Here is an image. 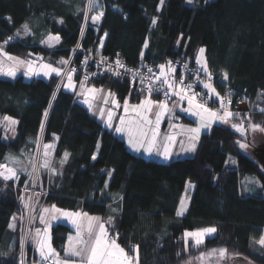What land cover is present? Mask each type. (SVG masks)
Segmentation results:
<instances>
[{"label":"trees","instance_id":"obj_1","mask_svg":"<svg viewBox=\"0 0 264 264\" xmlns=\"http://www.w3.org/2000/svg\"><path fill=\"white\" fill-rule=\"evenodd\" d=\"M101 10L103 17L93 23L91 16ZM24 23L31 29L28 34ZM49 34L61 37L55 48L41 43ZM9 36L15 39L4 46L6 52L22 59L42 56L61 68L65 67L61 59L68 60L80 42L83 49L96 53L120 51L130 64L139 61L141 52L156 64L168 57L196 62L204 47L219 91L230 88L234 98L247 96L251 118L247 122L264 127V0H164L163 5L160 0H98L91 10L88 0H0V44ZM222 71L228 73L226 86L220 82ZM74 78L79 80V72ZM59 80L56 74L30 80L0 75V117L19 121L15 136L4 139L0 130V163L11 154L20 163L9 166L29 170L40 142L53 144L50 160L57 174L40 168L48 190L46 204L96 215L103 222L114 217L115 231L105 223L110 236L119 233L117 241L130 255L132 246L139 245V264H187L199 252L213 249L264 264V247L257 243L264 235V170L240 147L241 137L232 126L217 123L202 132L193 156L170 161L146 158L132 152L123 138L77 101L75 92L64 89L63 82L57 88ZM92 83L108 88L121 101L137 102L145 96L129 95L122 79L102 76ZM261 134H252L249 150ZM65 152L70 155L61 166ZM27 175L19 172L16 182L0 179V264H20L24 231L20 197ZM189 181L195 185L189 206L177 216ZM14 215L12 229L8 225ZM208 227L216 232L199 248L191 241L185 244V231ZM71 232L66 223L51 227L52 243L61 253ZM26 252L29 264L35 254L29 241Z\"/></svg>","mask_w":264,"mask_h":264},{"label":"snow or ice","instance_id":"obj_2","mask_svg":"<svg viewBox=\"0 0 264 264\" xmlns=\"http://www.w3.org/2000/svg\"><path fill=\"white\" fill-rule=\"evenodd\" d=\"M98 0H88V9L91 10L93 7L96 6ZM164 0H160V4L163 5ZM103 11H99L98 14L91 16V20L93 23L100 21L103 17ZM10 21V17L6 18ZM85 24L87 23L89 17L85 15ZM63 23V21H60ZM157 18L152 19V25H156ZM24 29V33L28 34L31 29L27 23L22 25ZM83 32V29H82ZM20 35V30L17 29L16 36ZM183 34H181L182 36ZM15 37L9 36L7 37L2 44H0V74H5L9 77L15 78L16 70L14 68H9L6 72L4 70V59L6 58L7 61H12L18 66L26 67L27 71L24 73L25 76H37L40 75V72L36 70L32 60H22L19 57H15L10 55L8 52L4 50V46L7 45L10 41L14 40ZM61 37L57 35H51L42 40L41 43L46 44L48 47H55L56 44H59ZM179 43V41H177ZM144 48L148 47V41L144 42ZM205 48L201 47L198 50V55L195 57L196 62L201 65L199 71H203L206 74L207 82H203V87L208 90V99H211L215 96L220 103V110H212L211 108L207 107L206 103H198L196 94L192 92L193 85L192 84H185L184 78H181L177 81L175 78L176 69L173 66L172 61H167L166 64H161L158 66L159 68V75L153 76H140V73L136 69H126L125 66L121 63V61L117 58L115 60L116 69L114 71V75L116 77H121L122 73L119 69H125L123 74H131L133 78L140 77V82L144 87L140 88V92H147L148 98L141 101L140 104L131 105L132 111L136 113L137 119L129 123L128 126H125V120L123 118L120 119V126L116 127L114 130L117 133H122L127 131L128 133V143L131 147L139 151L141 148L147 144V151L151 154L154 150L164 156L166 159L171 158V144L175 142L176 136L173 135H166L164 137V141L166 143L163 145V151H160L159 148H155L157 143V138L159 137V125L161 123L162 118L165 115H174V110L179 107L178 104H173L169 107V100L172 96L178 97L180 101H187L189 104V108L182 109L186 114L191 113L197 117H199L200 125L196 128H187L185 129L183 125H170L173 128H180L182 131L186 133L188 144L187 147H182L181 151H189L195 152L197 148V144L200 138V132L202 129H211V125L214 122L221 121L227 123L230 117L234 115H239V113H233L230 111L231 106V90L228 91L225 97H221L220 94L216 91V88L212 84V73L208 70L207 59L205 57ZM31 55V54H29ZM119 55V54H117ZM144 53L141 52L140 56L143 58ZM39 59H43L40 57ZM87 57L84 61L86 63ZM107 62V58H101L100 64H104ZM62 65L67 66L69 64V60L61 59L59 62ZM167 68V71H166ZM184 68L187 69V64L184 65ZM41 70L45 76H51L55 73L57 76L63 74L64 77L67 79V84L64 85L65 87L72 89L74 87L73 84V74L76 73L75 68H61V67H54L52 64H43ZM108 71L112 72L113 68L112 65H108ZM148 72L151 73L152 69L149 68ZM95 75V74H93ZM87 79V76L85 77ZM159 82V85H155L152 81ZM197 80H199V75L197 74ZM228 80V73L226 71L221 72V84L226 86V82ZM60 85H57L59 88ZM90 91H103V89L97 90L92 88ZM153 91H156L158 94H162L164 99L159 101H153L150 97ZM111 95V93H109ZM203 98V97H201ZM106 102V101H105ZM85 103H88L89 108L92 107L91 103L88 100H85ZM119 106V105H117ZM51 107V105H50ZM156 108L157 111L154 113L155 119H149V114L152 113L153 108ZM124 111L127 113L129 111V105L127 100L124 103ZM264 112V109H261ZM48 115L47 110L44 112V117L46 118ZM101 118L104 117V111L101 109L99 112ZM112 118L113 114L111 111L107 114V124L109 127L112 126ZM250 120L251 118L248 117ZM19 123L18 120L11 116H4L0 118V125L4 126L5 131L11 130L13 136L16 134L15 126ZM154 125V127H151ZM233 128L239 131L241 134H244L247 129L243 127L242 124H233ZM44 125L41 123V132H43ZM251 130H259L264 132V127L260 125H251ZM149 133H151L149 137ZM58 139V137H56ZM183 143V142H182ZM99 142H97V149L99 150ZM241 148H247L248 145L244 143H240ZM44 152L42 156V163L37 165L36 162L30 161L32 165V171L28 172L27 167L18 169L16 167L9 166L10 164H19L20 161L17 157L8 154L4 157L6 163H0V179L3 181L9 180H19V172H27L29 177L32 179V182L35 184L39 179L38 173L39 169L42 168L44 170L49 171L51 175L57 174V169L51 166L50 160V152L54 148L53 144H46L43 145ZM23 152V150H21ZM70 153L65 152L63 159L60 160V165L62 166L64 163L67 162ZM92 159L95 160L96 156L93 155ZM107 175L111 176V172H108ZM107 187V184H105ZM194 187L189 181L187 183L185 192ZM264 188V185H261ZM2 191V189H0ZM25 191H27V186H25ZM22 201H24L25 208H29L30 211L33 209L30 208L29 201L24 200L23 197H20ZM52 209L56 211L59 215L53 216V220H58L60 217H64L71 222L72 225L75 226L76 229V236L69 235L67 238V244L63 247V251L65 252V257L61 258L60 253H58L55 248L52 247L51 244V235H50V228L51 223L45 220L44 215L39 216V220L42 224H47V227L41 231L40 228H36L34 234H32V240L35 244V247L39 253V264H139V245H133V255H129L123 247L119 243H117V239L119 233H116L115 236H110L108 233L107 228L105 227V223H108L113 227V231H115L114 226V217L109 216L107 222H103L99 216H89L87 213H80V212H69L64 211L62 209H57L55 205L51 206ZM112 211H116L113 209ZM186 211V200L181 199L180 206L177 209V216H183L184 212ZM42 212L48 213L49 209L44 208ZM16 219L17 217L14 215L12 217V222L8 225L9 228L15 229L16 227ZM23 219V217H21ZM34 217L31 215L29 216V223L33 222ZM86 221V223H85ZM23 231V229H22ZM216 232L215 227H208L201 230L196 231H185L183 236L185 239V244L187 245L188 238H193L195 245H200L203 243V238L206 234H211ZM257 243L264 247V235L260 237ZM219 254L220 258H223L227 255V249H213L209 256ZM6 255V254H4ZM179 255V253H178ZM205 254H201L199 259H203ZM20 264H24L23 261V239L21 241V260ZM33 264H37L36 261Z\"/></svg>","mask_w":264,"mask_h":264},{"label":"rangeland","instance_id":"obj_3","mask_svg":"<svg viewBox=\"0 0 264 264\" xmlns=\"http://www.w3.org/2000/svg\"><path fill=\"white\" fill-rule=\"evenodd\" d=\"M42 44H44V43H42ZM44 45L47 46L46 44H44ZM57 45L58 44H56L55 47ZM55 47H48V48H55ZM10 55H12V54H10ZM12 56H15V55H12ZM15 57H17V56H15ZM40 57H42V56L34 57V58H30V59H22V58L19 57L22 60H32L34 66L36 68V70L40 72V75L31 76V77L25 76L24 73L27 71L26 67L18 66V65H16L12 61H7L6 58L4 59V70L6 72L9 68H14L16 70V76H15V78L17 76H19V75H23L24 78L27 79V80H30V79H32L34 77H41V78L47 79L50 76H45L43 74V71L41 70V68H42V65L43 64H52V63H49V62L45 61L43 57H42L43 59L41 60V59H39ZM52 65L54 67H59V66H57L55 64H52ZM199 66L201 67L200 64H199ZM72 67H73L72 64L71 65L68 64L64 68H72ZM53 74H55V73H53ZM0 75L2 77H5V78L11 79V80L15 79V78L9 77V76H7L5 74H0ZM62 82H63L64 89L65 90H68L70 92H75L76 96L79 95V94L84 93L85 90L87 89V87L92 83V82H90V83H88L85 86V88H82L81 87V84H80V79H79L78 82H77L76 88H75L74 74H73V81H72L73 84H74V87L72 89H69V88H67V87L64 86V85L67 84L68 81H67L66 77L63 76V74L60 75V80H59V84L58 85H61ZM102 89H103V91H102L103 93L101 95H99V96H97V94H93V96L88 95L87 96V99H89V100L92 99L90 103H92L93 99H98L99 104H100V107L99 108H100V110L102 109L104 111V114L106 115V118H103V119H105L104 120L105 121L104 123H106V125L105 124L104 125L107 126V127H109L108 124H107V122H106L107 121V114H108L109 111L112 112V114H113L112 126L109 127L111 129H115L116 127H119L120 126V119L121 118H123L125 120V126H128L130 122L135 121L137 119V116H136V113L132 111L131 105L140 104L141 101H143L146 98H148V95H145V96H143L140 99V101H137V102L130 101L129 98L128 99H125V100H127L128 105H129V111L126 113L124 111V103H125V100L124 101H121L114 92H112L111 90H109L106 87H103ZM109 93H111V95ZM82 97L83 96L79 95L78 100H80ZM150 98L153 101H159V99H156L155 97L153 98L151 96ZM184 102L187 103V107L186 108L183 107V103ZM173 104L174 103H170V101H169V107H171ZM117 105H119V106H117ZM187 108H189L188 102L186 100L185 101H181L180 107L179 108L177 107L174 110V115H165L162 118L161 123L159 125V134L160 135L157 138V143L155 145L156 147H158V148L163 147V145L166 143V141H164V137L166 135H169V134L170 135H173L171 133H173L174 131L176 132L175 129H177V130L180 129V128H175V129L172 128V130H169L171 128L170 125L174 124L175 122H177V124H179V125H183L185 129L186 128H196V127H199V125H200L199 117H197V116H195V115H193L191 113H187L186 114L184 111H182V109H187ZM248 108H249L248 105L243 104V105H241V110L242 111L229 109L233 113H239V115H234L233 117H230L227 123H224V122H221L220 121V124L225 125V126H232L233 124H242L243 127L245 129H247V131L250 132L251 137H252V130L250 128V124L247 122L248 116H246L243 113L245 111L248 112V110H249ZM100 110H99V112H100ZM156 111H157V109L154 107L153 110H152V113L149 114V119H152V120L155 119L154 113ZM182 114H185L187 117L196 120L197 121V124H192L191 122L184 120L183 117H182ZM5 116H9V115H5ZM2 117H4V116H1L0 118H2ZM13 118H15V117H13ZM165 122L167 123V127H168V130L170 132L169 134H167L168 133V130H166L167 127H165L166 126V123ZM151 127H154V125H152ZM15 128H16V126H15ZM211 128H212V125H211ZM233 129L235 130V128H233ZM0 130H2V132H3L4 139H8L9 137L12 136L11 130H8L6 132L3 125H0ZM208 130L209 129H202L200 133L205 132V131H208ZM119 134L120 135H123L124 134L128 138L127 131L122 132V133H119ZM244 134H241V135L239 134L240 137H241V142L240 143H244V144H247L248 145V142L247 141H249L250 139H248L247 137H245ZM150 135H151V133H149V137H150ZM174 135L177 136L176 134H174ZM184 143L188 144V140L185 141V142H183V144ZM145 145H147V144H145ZM43 149H44L43 148V141H41L40 142V145H39V149H38L37 153L35 154V157H34V160H33L34 162L37 163L38 166L42 162V156H43V152H44ZM242 149H243V151L248 152L246 148H242ZM51 152H52V150H51ZM51 152H50V157H51ZM28 171L29 172L32 171V166H31V169H29ZM38 176H39V179L37 180V182L35 184L32 182V179L31 178L29 179V181H28V183L26 185L27 186V191H25V187H23L21 189V197H23L24 200H28V198L31 197V200L29 201V204H30V208L33 209V211H30L29 208H25L24 209V207H23L24 210H23V220L22 221H23V227H25L24 235L27 237V241H29V242L31 241L30 243L32 244V246L34 248H35V244H34V242L32 240V234H34L35 229L38 228V224L40 222L39 216L44 214V212H42V209H44L46 206H51V205H47L46 204V200L45 199L47 197V188L44 187V185L42 186L43 181L41 179L40 169H39ZM16 181L17 180L14 179V182H16ZM23 202L24 201H22V203ZM22 206H23V204H22ZM62 210L69 211V212H75V211H71V210H67V209H62ZM30 215L32 217H34L32 223H29V216ZM62 219H64L63 221H68L64 217H62ZM193 231H196V230H193ZM214 233L206 234L204 236V238H203V242L205 241L206 237L212 236ZM30 238H31V240H30ZM189 241H191V244L195 248H199L201 246V244L198 245V246L195 245L193 238H188L187 242H189ZM23 248L25 249V252H26V245L25 244H24ZM54 248H55V250L58 253H60V255L62 254L60 252L59 248H56V247H54ZM210 252L211 251H202V252H199L198 254L195 255V257L191 258L188 261L187 264H255L252 260H250L248 258H245V257H242V256H239L237 254H230V253L227 252L228 253L227 255H225L223 258H220L218 253L215 254V255L209 256L208 253H210ZM202 253L205 254L204 257H203V259H199L201 257V254ZM23 261H24V264H28V261H27V252L25 253V255L23 254ZM30 263H31V260H30Z\"/></svg>","mask_w":264,"mask_h":264},{"label":"built area","instance_id":"obj_4","mask_svg":"<svg viewBox=\"0 0 264 264\" xmlns=\"http://www.w3.org/2000/svg\"><path fill=\"white\" fill-rule=\"evenodd\" d=\"M117 54H119V55H117ZM78 55H80V57H79L78 63H76L75 60H76ZM86 57H87V61H86V63H84ZM102 57L107 58V62L104 64H100V60ZM117 58L121 61V63L125 66L126 69H136L139 71L140 76H144L145 78L148 76L154 77L155 75H159L158 66L161 64H166L167 61H172L173 66L176 69V72H175L176 80L178 81L181 78V76H183L185 84H192L193 85L192 92L199 94L197 96V102L198 103H206L207 107L212 108L214 111L220 110V103L218 102V99L215 96H213L211 99H208V95H209L208 90L203 87V82H207L206 74L203 71H199V69L201 67L199 66V64L197 62H193V61H191L187 58H184V57H168L161 64H156L155 62L147 60L145 58H140L136 64H130L125 60L124 57L121 56L120 51H117V53L115 55H105L99 51L96 53L92 48H90L88 50L83 49L81 42H80L76 47L73 48L71 57L68 60H69V64L70 65L72 64V66H73L72 68H75L76 71L79 72V74H80L79 79H80V84H81L82 88H85V86L88 83L92 82L95 78L106 76V77H111L114 80H117V79L126 80L128 83L129 95L132 93H140V94L148 95L146 91L145 92L139 91L140 88L145 86V85L141 84L139 76L134 79L131 74H123L125 72V69H123V68L119 69L122 73L121 77L118 78L114 75V71L117 70L114 62ZM109 64L112 65V68H113L112 72L108 71V65ZM185 64H187V69L184 68ZM149 68L152 69L151 73L148 72ZM166 71H167V68H166ZM93 74H95V75H93ZM197 74L199 75V80H197ZM86 76H87V79H85ZM152 82L157 86L159 85V82L155 81L154 79ZM211 82L221 97H225L227 95L228 91L231 90L230 88H227L226 92L221 93L219 91V88L216 85V78H215L213 73H212V81ZM151 96L155 97L156 99H159V100L164 99L163 95L158 94L156 91H153ZM201 97H203V98H201ZM173 98H177V97L172 96L169 101H171ZM243 104H246V105L248 104V97L247 96H241L238 98H234L233 96H231L230 109L242 111L241 105H243ZM243 113L246 116H248V114H249L246 111ZM235 131L241 135V133L239 131H237L236 129H235ZM246 133L244 134L245 137H247ZM29 179H30V177H29V175H27L26 181L21 186V189L27 185ZM42 186H43V184H42ZM47 195H48V190H47ZM23 207L25 209L24 202H23ZM24 230H25V227H24ZM26 243H27V237L24 235V231H23V246H24V244L26 245ZM23 251H24L23 254L25 255L26 252H25L24 248H23ZM39 260H40L39 254H37L35 252V254L32 255V257H31V263L30 264H33L34 261H36L37 264H39Z\"/></svg>","mask_w":264,"mask_h":264},{"label":"crops","instance_id":"obj_5","mask_svg":"<svg viewBox=\"0 0 264 264\" xmlns=\"http://www.w3.org/2000/svg\"><path fill=\"white\" fill-rule=\"evenodd\" d=\"M75 79V78H74ZM77 80L75 79V88H76V85H77ZM93 83H91L88 87H87V89L85 90V92L84 93H82V94H79V95H81V96H83L80 100H78V98H79V95H77V101H79L80 103H82V104H84L87 108H88V110L91 112V114L94 116V117H96L97 119H99L103 124H105L106 125V123H104L105 121V119H103V118H106V115H104V117L103 118H101V116L99 115V110H100V104H99V101H98V99H93V101H92V103H91V105H92V107L91 108H89V106H88V103H85V100H88L89 101V103L91 102V100H89V99H87V96L88 95H90V96H93V94H97V96H99V95H101L103 92L102 91H96V92H92V91H90L92 88H95V89H97V90H100V89H102L103 87H99V86H96V85H94ZM68 91V90H67ZM170 103H176V104H178L179 105V107H180V104H181V101L179 100V98L177 97V98H174L172 101H170ZM178 107V108H179ZM183 107L184 108H186L187 107V103L186 102H184L183 103ZM182 115H185V114H182ZM186 116V115H185ZM175 117V116H174ZM189 118V117H188ZM191 119V118H190ZM192 120V124H197V121L196 120H194V119H191ZM166 123V122H165ZM217 123H220V121H217V122H214L213 124H212V126L214 125V124H217ZM172 125H179V124H177V122H175L174 124H172ZM165 127H167V123H166V126ZM172 128L173 127H171L169 130H172ZM175 129V128H174ZM187 129V128H186ZM114 130V129H113ZM166 130H168V127L166 128ZM169 130H168V133L167 134H169L170 132H169ZM176 130V132L174 131L173 133H171V134H176L177 136H176V140H175V142L174 143H172L171 144V152H172V156H171V158H168V159H166L164 156H162V155H160V154H158L155 150L150 154L148 151H147V145H145L143 148H141L139 151H137L136 149H134L133 147H131L130 145H129V143H128V138L123 134V135H120L119 133H117L115 130V133L119 136V137H121V138H123L125 141H126V143H127V145H128V147H129V149L132 151V152H134V153H136V154H138V155H142V156H144V157H146V158H150V159H156V160H164V161H170V160H172V159H175V158H179V157H186V156H193L194 155V153L196 152H189V151H181V148L182 147H187V144L186 143H182V142H185V141H187V136H186V133L184 132V131H182V130H180V129H175ZM201 134V133H200ZM170 135V134H169ZM199 143V142H198ZM197 146H198V144H197ZM155 148H158V147H156L155 146ZM163 147H161V148H159L160 149V151H163V149H162ZM197 149V148H196ZM192 184V183H191ZM192 185H194V184H192ZM187 186V185H186ZM194 188H195V185H194V187H192V188H190L188 191H187V193L186 192H184V194H183V199H185L186 200V210H187V208H188V206H189V203H190V194L193 192V190H194ZM52 206V205H51ZM51 206H46L45 208H48L49 209V212L48 213H44L43 215H44V217H45V220L46 221H48V222H50L51 223V227L54 225V224H56V223H59V222H61V223H66V224H68L70 227H72V229H73V232H71L69 235H71V236H76V229H75V226L74 225H72L71 224V222L68 220V221H63L64 219H62V216L60 217V219H58V220H53L52 219V217L53 216H57V215H59L58 213H56V211L54 210V209H52L51 208ZM179 206H180V204H179ZM57 209H60V208H58V207H56ZM179 208V207H178ZM65 211V210H64ZM77 212H80V213H84V212H82V211H77ZM186 212V211H185ZM184 212V213H185ZM89 216H96V215H90L89 214ZM101 218V217H100ZM102 220V219H101ZM103 221V220H102ZM85 223H86V221H85ZM47 227V224H42L41 223V221L39 222V224H38V228H40L41 229V231L43 232V230L45 229ZM105 227H106V225H105ZM107 228V227H106ZM109 233V232H108ZM50 235H51V228H50ZM110 235V234H109ZM30 240H31V238H30ZM31 242V241H30ZM117 243H119V242H117ZM51 244H52V247L54 248V245H53V243H52V237H51ZM67 244V241H66V243H65V245ZM120 244V243H119ZM64 245V246H65ZM121 245V244H120ZM121 247H123L122 245H121ZM124 248V247H123ZM125 249V248H124ZM34 250H35V252L37 253V254H39L38 253V251H37V249H36V247L34 248ZM125 251L127 252V250L125 249ZM60 257L61 258H63V257H65V252L63 251L62 252V254L60 255Z\"/></svg>","mask_w":264,"mask_h":264},{"label":"water","instance_id":"obj_6","mask_svg":"<svg viewBox=\"0 0 264 264\" xmlns=\"http://www.w3.org/2000/svg\"><path fill=\"white\" fill-rule=\"evenodd\" d=\"M257 132L260 133L258 129L255 131L252 130V134L253 133L256 134ZM261 133L262 134L259 136L257 144H255L250 150H249V146L246 149L264 170V132ZM246 136L248 139H251V134L249 131H247Z\"/></svg>","mask_w":264,"mask_h":264}]
</instances>
